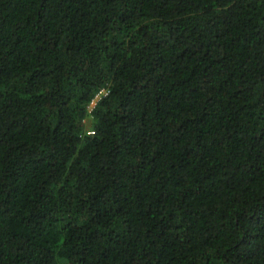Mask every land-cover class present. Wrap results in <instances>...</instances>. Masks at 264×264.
<instances>
[{
	"label": "trees",
	"instance_id": "trees-1",
	"mask_svg": "<svg viewBox=\"0 0 264 264\" xmlns=\"http://www.w3.org/2000/svg\"><path fill=\"white\" fill-rule=\"evenodd\" d=\"M0 264H264V0H0Z\"/></svg>",
	"mask_w": 264,
	"mask_h": 264
},
{
	"label": "built area",
	"instance_id": "built-area-1",
	"mask_svg": "<svg viewBox=\"0 0 264 264\" xmlns=\"http://www.w3.org/2000/svg\"><path fill=\"white\" fill-rule=\"evenodd\" d=\"M104 94H107V91L105 89L100 90L96 94V96L94 97V99L92 100V102L90 104V110H92L95 107V105L97 104V102L102 98V96H104Z\"/></svg>",
	"mask_w": 264,
	"mask_h": 264
}]
</instances>
